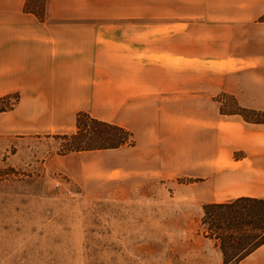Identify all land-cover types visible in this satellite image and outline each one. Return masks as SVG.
Returning a JSON list of instances; mask_svg holds the SVG:
<instances>
[{"label":"crops","instance_id":"1","mask_svg":"<svg viewBox=\"0 0 264 264\" xmlns=\"http://www.w3.org/2000/svg\"><path fill=\"white\" fill-rule=\"evenodd\" d=\"M26 1L0 0V98L18 96L0 137L71 133L84 112L134 140L88 154L198 180L204 204L264 199V123L217 100L264 113V0H46L43 19Z\"/></svg>","mask_w":264,"mask_h":264},{"label":"rangeland","instance_id":"2","mask_svg":"<svg viewBox=\"0 0 264 264\" xmlns=\"http://www.w3.org/2000/svg\"><path fill=\"white\" fill-rule=\"evenodd\" d=\"M56 135L0 137V264H223L201 223L208 187L133 174L126 153L65 155ZM239 264H264V246Z\"/></svg>","mask_w":264,"mask_h":264},{"label":"trees","instance_id":"3","mask_svg":"<svg viewBox=\"0 0 264 264\" xmlns=\"http://www.w3.org/2000/svg\"><path fill=\"white\" fill-rule=\"evenodd\" d=\"M32 1L25 2L24 11L43 19L44 4L31 6ZM11 98L14 103L9 102ZM17 100L18 96L13 95L0 98V112L12 108ZM224 114H238L245 121L264 123V113L260 112L240 108ZM56 139L64 141L62 149L65 155L109 151L134 145L132 135L126 129L97 120L84 112L76 115L73 132L57 134ZM202 210L201 223L205 235L217 243L223 264H239L264 246V199L240 197L224 203L205 204Z\"/></svg>","mask_w":264,"mask_h":264},{"label":"built area","instance_id":"4","mask_svg":"<svg viewBox=\"0 0 264 264\" xmlns=\"http://www.w3.org/2000/svg\"><path fill=\"white\" fill-rule=\"evenodd\" d=\"M56 186H58V183L56 184Z\"/></svg>","mask_w":264,"mask_h":264}]
</instances>
